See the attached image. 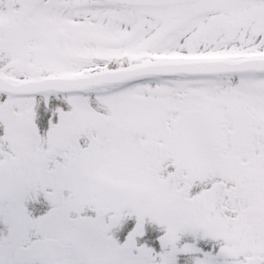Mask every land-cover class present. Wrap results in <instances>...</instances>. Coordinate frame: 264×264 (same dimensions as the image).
Segmentation results:
<instances>
[{
  "label": "snow or ice",
  "instance_id": "6c2138e0",
  "mask_svg": "<svg viewBox=\"0 0 264 264\" xmlns=\"http://www.w3.org/2000/svg\"><path fill=\"white\" fill-rule=\"evenodd\" d=\"M0 264H264V0H0Z\"/></svg>",
  "mask_w": 264,
  "mask_h": 264
}]
</instances>
